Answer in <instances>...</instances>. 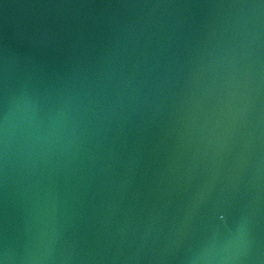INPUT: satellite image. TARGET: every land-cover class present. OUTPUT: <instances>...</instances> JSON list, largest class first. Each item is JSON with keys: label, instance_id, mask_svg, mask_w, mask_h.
Listing matches in <instances>:
<instances>
[{"label": "water", "instance_id": "obj_1", "mask_svg": "<svg viewBox=\"0 0 264 264\" xmlns=\"http://www.w3.org/2000/svg\"><path fill=\"white\" fill-rule=\"evenodd\" d=\"M0 264H264V0H0Z\"/></svg>", "mask_w": 264, "mask_h": 264}]
</instances>
